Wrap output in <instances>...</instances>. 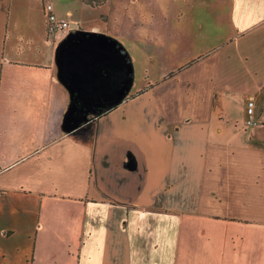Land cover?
Listing matches in <instances>:
<instances>
[{
	"label": "crops",
	"instance_id": "1",
	"mask_svg": "<svg viewBox=\"0 0 264 264\" xmlns=\"http://www.w3.org/2000/svg\"><path fill=\"white\" fill-rule=\"evenodd\" d=\"M250 98L264 0H0V264H264Z\"/></svg>",
	"mask_w": 264,
	"mask_h": 264
},
{
	"label": "built area",
	"instance_id": "2",
	"mask_svg": "<svg viewBox=\"0 0 264 264\" xmlns=\"http://www.w3.org/2000/svg\"><path fill=\"white\" fill-rule=\"evenodd\" d=\"M44 15L46 18V30L48 39L55 41L64 33L75 30L76 27L72 26L68 21L59 19L53 9V4L48 2L43 7ZM246 119L245 125L248 128H262L264 129V116H256L255 102L252 98L248 99L245 111Z\"/></svg>",
	"mask_w": 264,
	"mask_h": 264
},
{
	"label": "rangeland",
	"instance_id": "3",
	"mask_svg": "<svg viewBox=\"0 0 264 264\" xmlns=\"http://www.w3.org/2000/svg\"><path fill=\"white\" fill-rule=\"evenodd\" d=\"M129 47L128 50L131 52V56L134 58V76L136 77L134 86L132 91H135L138 89L141 83H144L143 80V73L141 72V57H139V49L137 48V45H135V42L132 41V43H128ZM98 114H89L87 116V119H92ZM48 249H37L36 253L34 254V257L32 256L31 259L34 260L36 264H62V260H65L64 255V248L58 244L55 246V248H49ZM34 262H29L28 264H34Z\"/></svg>",
	"mask_w": 264,
	"mask_h": 264
},
{
	"label": "trees",
	"instance_id": "4",
	"mask_svg": "<svg viewBox=\"0 0 264 264\" xmlns=\"http://www.w3.org/2000/svg\"><path fill=\"white\" fill-rule=\"evenodd\" d=\"M86 3L91 4L93 1H98V0H84Z\"/></svg>",
	"mask_w": 264,
	"mask_h": 264
}]
</instances>
